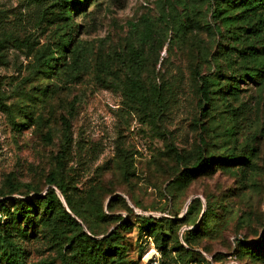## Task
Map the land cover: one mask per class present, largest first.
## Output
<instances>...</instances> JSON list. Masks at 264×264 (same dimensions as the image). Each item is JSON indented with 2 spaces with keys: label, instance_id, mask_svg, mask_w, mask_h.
Instances as JSON below:
<instances>
[{
  "label": "rangeland",
  "instance_id": "374dc122",
  "mask_svg": "<svg viewBox=\"0 0 264 264\" xmlns=\"http://www.w3.org/2000/svg\"><path fill=\"white\" fill-rule=\"evenodd\" d=\"M213 3L88 0L69 21L60 0H0V203L13 211L14 200L45 194L63 165L84 230L98 240L120 234L109 264H145L147 254L158 264H264V68L250 78L249 56L228 66L231 40L208 29ZM252 14L261 36L244 26L236 45L254 39L264 52V7ZM143 20L154 45L142 40ZM131 42L141 51L142 101L127 93ZM203 77L221 84L211 101ZM200 151L209 162L195 167ZM151 217L169 238L165 252L139 236ZM14 230L21 264H62L65 247L42 211ZM187 236L192 253L179 247H190ZM67 254V264H93Z\"/></svg>",
  "mask_w": 264,
  "mask_h": 264
},
{
  "label": "trees",
  "instance_id": "16d2710c",
  "mask_svg": "<svg viewBox=\"0 0 264 264\" xmlns=\"http://www.w3.org/2000/svg\"><path fill=\"white\" fill-rule=\"evenodd\" d=\"M85 1L87 3L88 0H60L65 19L71 21L72 18L70 15L75 12L76 9H80L79 7L85 4ZM260 7H264V0H214L212 17L215 22L214 25H208V29L211 32L218 33L221 41L224 39L231 40V49L229 52H226V60L229 67L236 63L234 57L246 59L247 56H249L254 61L255 66L250 69V78L261 75V70L264 68V52H261L256 47L253 41L254 39L249 40L245 48H239L236 42L239 40L240 30H243L244 26V30L248 33H253V36H261V19H253L255 14H252L259 10ZM143 21L142 40L145 43L154 45L156 42L154 25L149 20ZM177 23L180 27L181 22L177 21ZM239 23L242 24L240 27L238 26ZM65 46V42L61 43L60 49L66 51ZM129 51L132 65L128 77L127 93L132 99L142 101L147 97L140 75V69L142 67L140 61L141 51L137 48L135 42L129 43ZM53 59H55L54 55L49 57L47 63ZM214 85L221 84L219 81L216 82L210 77L202 78L200 90L208 101L212 100L210 93H212L211 86ZM238 85L239 81L237 80L233 86L234 91L231 93L235 99H239L237 92ZM231 110L235 109L232 108ZM229 133L230 135H234V128ZM231 158L235 161L240 160V156L235 154H230L229 159ZM180 159L183 161V156H180ZM203 159L204 157L201 155L200 151L197 159L198 163L194 164L195 167H198L200 161H203V164L209 162V160ZM63 169V165H61L58 170L51 171L47 176L46 181L48 187L45 194L37 195L36 198L14 200L13 211L5 207V203H0V259L6 260L8 264H21L24 252L11 239L12 236L15 235V224L22 219H30L33 214L39 215V211H42V218L45 219L48 224L53 241L60 244L61 247H65L66 254H62V264H67L68 252L77 256L81 262L90 261L93 264H109V258L119 254V249L113 245V237H120V234L112 232L107 237L98 240L85 231L82 222L76 218L78 213L72 201L73 194L69 193L68 186L59 178L60 171ZM191 172H193L192 168L182 172L181 177H183V181L187 179L184 174H189ZM15 189L16 186H12V191H15ZM59 192L63 196L67 206L59 196ZM196 205L197 207H201L200 199H194L192 201L191 206L193 207ZM109 207H111V203ZM3 212L8 213L9 221H1ZM102 214L104 215L103 211ZM5 223L9 225L5 226ZM142 234L153 237L155 244L160 247L162 251L165 252L168 250L169 238L162 230L161 226L158 227L157 221L155 222L154 218H143V223L140 224L139 236ZM93 235L95 234L93 233ZM185 241L190 247L185 249L183 246L179 245L180 249L184 250L186 253H192L193 239L187 236Z\"/></svg>",
  "mask_w": 264,
  "mask_h": 264
},
{
  "label": "built area",
  "instance_id": "2783aa9c",
  "mask_svg": "<svg viewBox=\"0 0 264 264\" xmlns=\"http://www.w3.org/2000/svg\"><path fill=\"white\" fill-rule=\"evenodd\" d=\"M147 264H158V261L155 260L154 254H151V258L147 261Z\"/></svg>",
  "mask_w": 264,
  "mask_h": 264
},
{
  "label": "water",
  "instance_id": "95a60500",
  "mask_svg": "<svg viewBox=\"0 0 264 264\" xmlns=\"http://www.w3.org/2000/svg\"><path fill=\"white\" fill-rule=\"evenodd\" d=\"M59 196L61 197L62 201H63L64 204L66 205L65 200H64L63 196L61 195V193H59ZM66 206H67V205H66ZM150 258H151V256H150V255H147V256H145L144 261L147 262Z\"/></svg>",
  "mask_w": 264,
  "mask_h": 264
},
{
  "label": "bare ground",
  "instance_id": "6f19581e",
  "mask_svg": "<svg viewBox=\"0 0 264 264\" xmlns=\"http://www.w3.org/2000/svg\"><path fill=\"white\" fill-rule=\"evenodd\" d=\"M152 250H153V249H151L149 253H151V252H152ZM147 255H150V256H151V254H147Z\"/></svg>",
  "mask_w": 264,
  "mask_h": 264
}]
</instances>
